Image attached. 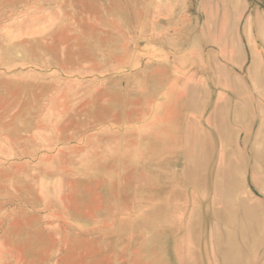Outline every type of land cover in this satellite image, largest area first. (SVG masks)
Masks as SVG:
<instances>
[{
	"label": "rangeland",
	"instance_id": "1",
	"mask_svg": "<svg viewBox=\"0 0 264 264\" xmlns=\"http://www.w3.org/2000/svg\"><path fill=\"white\" fill-rule=\"evenodd\" d=\"M0 264H264V0H0Z\"/></svg>",
	"mask_w": 264,
	"mask_h": 264
},
{
	"label": "crops",
	"instance_id": "2",
	"mask_svg": "<svg viewBox=\"0 0 264 264\" xmlns=\"http://www.w3.org/2000/svg\"><path fill=\"white\" fill-rule=\"evenodd\" d=\"M202 7H204L203 4H202Z\"/></svg>",
	"mask_w": 264,
	"mask_h": 264
}]
</instances>
